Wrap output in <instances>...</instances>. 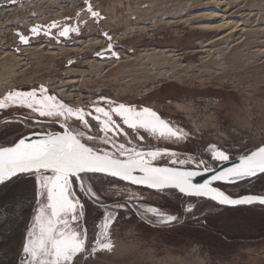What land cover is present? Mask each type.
<instances>
[{
    "label": "rangeland",
    "instance_id": "rangeland-1",
    "mask_svg": "<svg viewBox=\"0 0 264 264\" xmlns=\"http://www.w3.org/2000/svg\"><path fill=\"white\" fill-rule=\"evenodd\" d=\"M28 1L15 0L13 4L11 0H0V15L11 6H19L21 8L17 12L24 14L27 21L29 12L25 10L32 6L25 3ZM54 1L51 0V10L57 7L63 9L67 1L76 5L79 0H56L55 3ZM100 1L104 2V0ZM186 1L188 0L166 1L172 3L167 8ZM198 1L205 3L209 0ZM220 1L221 9L224 11L221 14L225 16L227 22L234 23L230 30L207 33L191 31L189 27H180L175 28L173 32L172 29H165L163 26L153 31L156 36L152 41L144 36L119 40L113 45L118 52L123 51L122 55L118 53L119 59L102 58L86 63L85 65L93 64L92 71L81 65L85 61L94 59L95 56L88 54L74 57L73 52L76 50L71 55H67L69 59L61 56V59L53 60L52 58L59 53L63 55L70 53L45 48L42 50V47L39 48L42 43L36 42L29 46L37 48L32 54L25 55L24 51L15 54L12 50L21 42L15 33L8 29L5 33L10 46L8 48V43L0 37V47L5 50L4 52H9L12 56L23 60L17 70L16 79L11 82L12 86L17 85L11 90L30 91L44 85L48 88L49 94H54L58 100L70 104L71 107H85V102L96 101L101 94L117 103L138 108L149 107L157 111L166 121L189 131L188 140L176 144L167 142L178 156L194 155L195 159L209 160L213 167H217L218 165L209 159L210 154L205 150V146L215 143L218 146L228 147L232 157L230 160H236L240 155L264 145V0ZM200 5L193 8L191 14L201 9ZM45 6L47 7V4ZM39 7L41 8V4ZM68 15L73 16L74 13ZM0 18V22L3 23L5 17L1 15ZM15 21L14 19L11 22L15 23ZM201 22L189 26L197 27ZM102 23L100 21L101 26ZM208 24L215 25L219 22L213 18ZM108 28V36H112L113 32H124L123 28ZM56 29L59 31V28ZM100 33L102 29L92 34L95 37ZM225 35L222 41H217ZM75 36V32L69 34L73 40ZM42 37L44 36L40 37L41 41L44 39ZM206 41L208 43L203 45ZM54 45L57 46V43L52 44ZM206 45L208 46L205 47ZM69 47L77 48L73 45ZM87 48L89 51V46ZM152 48L157 49L156 51L168 50L173 55H177L179 63L187 68L176 75L164 73L162 80L155 81L156 78L162 77L160 75L168 67L159 64L156 60L147 59L139 61V66L134 65L142 58L140 54ZM84 49L82 48L81 52ZM207 50L212 53H206ZM131 60L134 64L127 66L126 63ZM99 61L101 68L94 67ZM81 74L83 76L79 77L78 75ZM69 81L75 82L62 87ZM62 89L67 90V93L63 94L60 91ZM2 97L3 95L0 96ZM170 101H173L174 107L169 104ZM211 101L218 103L211 104ZM29 114V110L20 108L4 116L0 121L17 120ZM48 122L49 120L41 118L38 125L34 122V125L28 128H21L13 123L8 128H4V124L0 125V146H8L18 136L28 134L31 130L43 132L60 130L59 124ZM199 125L204 131L198 127ZM88 131L95 134L97 129L91 128ZM158 163L164 165L165 161ZM92 180L99 184L96 177ZM84 182H89L88 177H85ZM23 187L21 182L20 188L9 185L0 189V202L9 208V212L15 207L12 203L14 197ZM117 187L122 188L124 185L117 184ZM242 187L245 188V194L264 190V179L256 180L255 187L246 182ZM27 189L23 196L30 198L31 183L27 185ZM74 191L81 195L75 184ZM140 191L143 192L145 205L161 207L180 215L186 206V198L173 193L159 194L142 189ZM114 199H117L114 193H109L106 204H111ZM198 202L202 208H205L201 200ZM86 206L89 209L87 229L91 241L95 239V225L101 222L104 210L90 203ZM21 210L26 217L28 209L25 207ZM134 213L135 209L124 210L118 223L111 230L110 239L114 249L111 252H102L98 264H264V237L261 233L264 230V212L219 210L215 213L220 214L212 218V227L208 230L200 228L191 220L185 222L183 219L180 223L168 226L151 224L137 218ZM23 231L24 217L4 215L3 210L0 209V264H12L19 250Z\"/></svg>",
    "mask_w": 264,
    "mask_h": 264
},
{
    "label": "snow or ice",
    "instance_id": "snow-or-ice-1",
    "mask_svg": "<svg viewBox=\"0 0 264 264\" xmlns=\"http://www.w3.org/2000/svg\"><path fill=\"white\" fill-rule=\"evenodd\" d=\"M11 2L14 4L15 0ZM84 4L82 11L94 19L102 18L90 0H84ZM54 28H59L55 35ZM80 31L79 27L61 26L54 21L47 27L32 26L29 35H16L22 44L28 45L41 35L59 41L69 38L71 32L79 35ZM104 35L109 41L107 49L98 50L96 55L119 59L111 36ZM20 108L30 114L19 121H6L4 128L28 121L38 125L44 118L59 124L60 130H31L8 146H0V189L9 185L20 188L21 182L24 185L12 201L15 207L11 212L0 202L4 215L24 217V231L12 264H98L102 252L114 249L111 230L124 210L135 209L137 218L151 224L168 226L183 219L208 230L212 218L220 213L205 211L199 200L214 202L213 206L221 209H264V190L233 196L213 186L214 182L243 181L255 187L256 180L264 179V146L223 167L232 158L230 149L210 143L205 146L209 159L220 165L213 167L209 160H197L194 155L178 156L167 142L186 141L189 131L166 121L149 107L117 103L102 94L96 101L85 102V107H71L41 85L30 91L9 90L0 98V119ZM91 128L97 129L95 134L88 131ZM206 173L211 174L207 180L195 182L196 177ZM85 177L88 183L84 182ZM93 177L99 184L93 182ZM29 183L30 198L23 196ZM120 183L124 187L118 188ZM74 184L81 195L74 191ZM145 188L159 194L177 191L186 198L182 215L145 205L140 191ZM109 193L117 199L106 204ZM88 203L104 210L91 241L87 229ZM25 207L26 217L21 210Z\"/></svg>",
    "mask_w": 264,
    "mask_h": 264
},
{
    "label": "bare ground",
    "instance_id": "bare-ground-1",
    "mask_svg": "<svg viewBox=\"0 0 264 264\" xmlns=\"http://www.w3.org/2000/svg\"><path fill=\"white\" fill-rule=\"evenodd\" d=\"M166 1H170V0H104V2L97 3L96 7H98L101 10L100 12L103 15L102 16L103 20H105V22L103 23V27L105 28L110 27L112 29L123 28L124 32H121V33L113 32V40H111L113 41V43L118 42L119 40L134 39L135 37H139V36L142 37L143 34L148 35L150 34V32L157 31L159 28H162L163 26H165V29L166 28L172 29L173 32L174 30H176L175 28L189 27L191 31L198 30L201 32L208 33V32H215V31L222 32L223 30H230L231 27L234 25V23L227 22L225 19V16L221 14L224 11L221 9L222 4L220 0H209V1H206L205 3H200V1L198 0H188L185 3H178L176 5H171V8H172L171 10H169V8L167 7L172 3L171 2L169 3ZM174 1H178V0H174ZM192 1L193 3H191ZM55 2L56 0L54 1V3ZM67 2L68 3L63 5V9H60L57 7L51 10L52 9L50 6L51 0H44L41 2H38L37 0H29L28 2H25L28 6L32 5L30 6L31 8H29L28 10H25V12L27 13L29 12L27 21L25 19V16H23L24 14L22 15L21 13L19 14V12H17L18 9L21 7L11 6L7 10H4L3 13L1 14L2 17H5L4 18L5 20L3 21V23L0 22L3 24V25L1 24L0 26V37L4 38L5 42H7L8 40H7L5 31H7L8 29H10V32H13V33L21 32L27 35L28 28L34 25H41V26L47 27L54 21L62 26L63 25L71 26L72 23L69 22L70 24H67V21L68 19L73 20L72 18L73 16L68 15L69 13L73 12L74 14L79 13V18L82 21L81 24L82 26H85L84 28L85 30H87L86 33L83 34L82 32L79 35L75 33L76 34V36L74 37L75 40L70 39V38H60L59 41H57L56 39L42 37L44 39L43 41H41V38H38V39L34 38L28 45H23L21 43H20L21 45L16 44L15 49H13L12 52L17 54V53H23L24 51L25 55L26 53L32 54L33 50H36L37 48H33L29 46L32 43L35 44L36 42H39V43H42V45L39 46V48L42 47V50L43 48H45V49H50L51 51H56V52L67 51L70 53V54H64V55L59 53L58 56H56L55 58H52L54 60V59H61L60 58L61 56H65V59L66 58L69 59L67 55H71V53L74 50H76L73 52L74 57L75 56L82 57V56H87L88 54H91V55L92 53L94 54L95 50L104 51L105 49H107L106 43L101 38H99L98 36L93 37L92 33L95 31L96 32L99 31L97 30V27L95 26L96 23L98 24L97 20L93 19L90 16V14H88L87 12L84 13L80 8L78 9L79 6L77 5V3L76 5H73V4H69L70 1H67ZM105 2H107V4H103ZM39 4H41V8L39 7ZM45 4H47V7L45 6ZM197 5H200L201 9L193 11L195 13L191 14L193 8L195 9ZM122 13L124 14V16ZM213 18L218 20L219 24H215V25L208 24V22ZM14 19L16 21L15 23H12L11 21H14ZM0 21H1V18H0ZM84 21H86V23H84ZM200 21L202 22L197 27L189 26L193 23H199ZM87 22H89L88 25H87ZM17 26L18 27L20 26V28H17ZM57 32L58 31L56 28L52 29L53 35H55V33ZM86 34H88V36H86ZM155 36L156 34L153 36V39H155ZM225 37L226 35L217 39V41L218 40L222 41ZM83 39H87V40H83ZM81 41H84V42H81ZM7 43H8V48H9L10 43L9 42ZM53 43H57V46L56 45L52 46ZM67 43L75 47L77 46V48H73V47L70 48ZM207 43H208L207 41L203 42V45ZM201 45H202V42H201ZM87 46H89L91 51L90 50L88 51ZM207 46L208 45H206L205 47ZM4 47L6 48V46ZM58 47H64L66 49L58 48ZM55 48H58V49H55ZM82 48H85V49L81 52ZM156 50L157 49L155 48L149 49V51L146 50L145 53L140 54V57L142 58L137 60L136 64H134L133 60H131L132 63L127 62L126 63L127 66H132V64L139 66L140 64L138 63L139 61L147 59L150 61L156 60L159 64L165 67H168L166 68L167 70L165 72H162V75H160L162 77L156 78L155 81L162 80L164 73L165 74L172 73L176 75L180 71L182 70L184 71V69L187 68L185 65H182L181 63H179V57L177 55H173L168 50H165V51H156ZM4 51L5 50L0 47V96L5 95L9 90L16 87L17 84L12 86L11 82L16 79L17 70L21 67V63L23 61L21 58L14 57L9 52L7 53ZM76 52H79V53H76ZM122 52L123 51L120 52L121 55H122ZM141 52H144V51H141ZM205 52L208 54L212 53L209 50ZM73 55L71 57H73ZM92 56H95V55H92ZM102 58L103 57L95 56L94 59L85 61L84 64L81 66H86L88 67L89 70L92 71L93 64H87V65L85 64L88 62L95 61V60L97 61L98 59L102 60ZM123 58H128V57H123ZM109 61L107 62L109 63ZM157 62H155V64L158 65ZM110 64L112 65V63ZM94 67L101 68L100 61L96 62V65ZM78 76L82 77L83 74L78 75ZM129 76H132V75H129ZM74 82L72 81L66 82L65 84H63L62 87L71 85L72 83L74 84ZM66 88L68 87H65V89ZM60 91H62L63 94L67 93V90L65 91L62 89ZM177 106L180 107L179 105ZM198 127H200V129L203 130V128H201V125H199Z\"/></svg>",
    "mask_w": 264,
    "mask_h": 264
},
{
    "label": "built area",
    "instance_id": "built-area-1",
    "mask_svg": "<svg viewBox=\"0 0 264 264\" xmlns=\"http://www.w3.org/2000/svg\"><path fill=\"white\" fill-rule=\"evenodd\" d=\"M90 2H91V4H92V6H93V8H94V10H98L99 12L101 11L98 7H96V4L97 3H100V2H102V1H100V0H90ZM77 5L79 6L78 7V9L80 8L81 10L82 9H84L85 8V4H84V0H79L78 2H77ZM170 10H171V8H169ZM84 13L86 12V11H83ZM101 13V12H100ZM103 15L101 14V17H102ZM33 18V17H32ZM73 20H70V19H68V21H67V24H70V23H72L71 24V26L72 27H79L80 28V33H82L83 32V34L84 33H86V31L87 30H85V26H82V21H81V19L79 18V19H77V14H74L73 15ZM94 19V18H93ZM97 20V22H98V24L96 23L95 24V26L97 27V30H101L102 29V33H100V34H98L97 36L99 37V38H101L105 43H106V46H108V43H109V41H108V39H107V37L104 35V33H107L108 34V31H107V28H103V26H101L100 25V21H102L103 23L105 22V20H103V17L101 18V19H96ZM70 22V23H69ZM88 23L89 22H87V25H88ZM103 23H102V25H103ZM31 28V27H30ZM156 30V29H155ZM21 33V32H20ZM156 33H153L152 32V34H151V32H150V34H146V35H144L143 34V36L144 37H148V39H151V41H152V39H153V36L155 35ZM15 36L17 37V35H16V33H15ZM86 36H88V34H86ZM111 36V35H110ZM70 38V37H69ZM111 40H113V35L111 36ZM71 39V38H70ZM75 40V39H74ZM83 40H87V39H83ZM111 43L114 45L115 43H118V42H114L113 43V41H111ZM68 44V43H67ZM69 45V44H68ZM70 46V45H69ZM113 50L115 51V52H117V53H120V51L118 52L117 50H115L114 48H113ZM98 50H95V52H94V54L92 53V55H95V56H97L96 55V52H97ZM216 102L217 101H214V102H212L211 101V104H215L216 105ZM218 103V102H217ZM204 131V130H203ZM200 133V132H199Z\"/></svg>",
    "mask_w": 264,
    "mask_h": 264
},
{
    "label": "trees",
    "instance_id": "trees-1",
    "mask_svg": "<svg viewBox=\"0 0 264 264\" xmlns=\"http://www.w3.org/2000/svg\"><path fill=\"white\" fill-rule=\"evenodd\" d=\"M244 182L241 181L237 184H222V185H218L217 187L220 188L222 191H225L226 193H230L232 194L233 196H237V195H241V194H245V188L242 187V184ZM122 184V183H120ZM147 191V190H145ZM151 192V191H149ZM154 193H157V192H154ZM176 194L178 195L179 197L181 198H185L183 196H181L180 194H178L177 192L175 191H168V192H165L163 194ZM204 205H205V211H208V210H211L213 211L214 213L219 211V210H226V211H237V212H248V211H257V212H264V209H261L259 207H256V208H252V209H248V208H240V209H221L219 207H214V203L212 202H209V201H205V200H201ZM263 237H264V230L261 232Z\"/></svg>",
    "mask_w": 264,
    "mask_h": 264
},
{
    "label": "water",
    "instance_id": "water-1",
    "mask_svg": "<svg viewBox=\"0 0 264 264\" xmlns=\"http://www.w3.org/2000/svg\"><path fill=\"white\" fill-rule=\"evenodd\" d=\"M23 45H25V44H23ZM262 146H264V145H262ZM256 150V149H255ZM254 150V151H255ZM237 160L238 159H236V160H230L229 162H227V163H225L224 165H223V167H229V166H231V164H233V163H235V162H237ZM217 167H220V165H218ZM211 174L210 173H206V174H204V175H202V176H198V177H196L195 178V182L196 183H202V182H204L205 180H207L208 178H209V176H210ZM222 184H227V183H223V182H214L213 183V186L214 187H217L218 185H222ZM134 188H135V186H133ZM142 190H147V191H151V192H155L154 190H150V189H142ZM170 191H175V190H170ZM175 192H177V191H175ZM178 193V192H177ZM179 194V193H178ZM181 195V194H180ZM182 196V195H181ZM205 201H208V200H205ZM209 202H211V201H209ZM212 203H214V202H212ZM240 209V208H239Z\"/></svg>",
    "mask_w": 264,
    "mask_h": 264
},
{
    "label": "flooded vegetation",
    "instance_id": "flooded-vegetation-1",
    "mask_svg": "<svg viewBox=\"0 0 264 264\" xmlns=\"http://www.w3.org/2000/svg\"><path fill=\"white\" fill-rule=\"evenodd\" d=\"M150 92V91H149ZM172 102L173 101H170L169 102V104L171 105V106H173V104H172ZM68 105H70V104H68ZM174 107V106H173ZM27 110V109H26ZM25 117H27V116H21L20 118H18L17 120H15V121H19V119H23V118H25ZM10 120H12V119H10ZM6 121H9V120H6ZM5 121V122H6ZM5 122H1L0 121V125H3V124H5ZM48 123H50V122H48ZM13 125H15V126H18V127H21V128H24V127H26V128H28V127H30L31 125H34V121H28L27 123H23V124H20V123H16V124H14L13 123ZM8 128V127H7Z\"/></svg>",
    "mask_w": 264,
    "mask_h": 264
},
{
    "label": "crops",
    "instance_id": "crops-1",
    "mask_svg": "<svg viewBox=\"0 0 264 264\" xmlns=\"http://www.w3.org/2000/svg\"><path fill=\"white\" fill-rule=\"evenodd\" d=\"M249 112V111H248Z\"/></svg>",
    "mask_w": 264,
    "mask_h": 264
}]
</instances>
